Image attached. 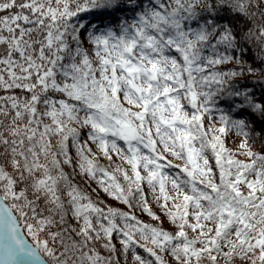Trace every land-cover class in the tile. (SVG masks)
<instances>
[{
    "label": "snow or ice",
    "instance_id": "obj_1",
    "mask_svg": "<svg viewBox=\"0 0 264 264\" xmlns=\"http://www.w3.org/2000/svg\"><path fill=\"white\" fill-rule=\"evenodd\" d=\"M0 264H264V0H0Z\"/></svg>",
    "mask_w": 264,
    "mask_h": 264
}]
</instances>
